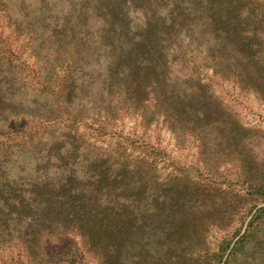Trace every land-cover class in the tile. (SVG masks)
Here are the masks:
<instances>
[{
    "label": "rangeland",
    "instance_id": "1",
    "mask_svg": "<svg viewBox=\"0 0 264 264\" xmlns=\"http://www.w3.org/2000/svg\"><path fill=\"white\" fill-rule=\"evenodd\" d=\"M43 1L49 9L53 3H82ZM223 2L161 1L168 17L178 3L180 12L175 11L173 18L182 20L184 30L189 31L172 40L170 48L176 51L175 57L167 58L164 66L166 91L178 99L164 106L170 104L176 116L167 118L161 111L146 122L133 106L120 111L116 97L109 111L97 109L89 116L92 109L83 97L87 103H83L85 117L79 132L84 134L85 147L77 156L82 152L91 157L102 153L106 159L118 156L125 145L131 154L147 153L149 161L143 170L146 192L138 194L135 207L129 208L133 214L122 218L130 227L117 232L115 259L107 253L98 261L101 264H264V211H258L264 207V0ZM36 3L0 0V6L10 8L14 18L35 9ZM222 16L230 18L237 28L232 37L225 34L228 24L220 23ZM81 54L91 64L103 60L98 52L89 58L90 52L84 47ZM3 55L0 51V86L5 88L11 80ZM25 56L27 64L34 63L32 55ZM102 70L99 65L92 80H87L95 91L103 86ZM36 77L28 91L25 87L18 90L20 84L16 85L14 104L10 106L14 112L20 109L19 102L24 106L32 103L33 92L40 89ZM183 82L188 85L186 92ZM38 94L39 111L49 109L47 95ZM79 107L72 104L69 118L77 116ZM2 113L6 116L4 110ZM51 129H41L46 139L39 142L40 147L15 146L11 157H5L2 143L10 128L0 124V204L4 200L1 197L8 194L1 187L6 177L12 183L14 178L34 180L40 174L54 172L56 155L49 165L43 156L49 149L63 154L68 146L60 143L68 132L57 130L50 137ZM134 164L140 165L137 161ZM128 176L138 179L137 173L129 172Z\"/></svg>",
    "mask_w": 264,
    "mask_h": 264
},
{
    "label": "trees",
    "instance_id": "2",
    "mask_svg": "<svg viewBox=\"0 0 264 264\" xmlns=\"http://www.w3.org/2000/svg\"><path fill=\"white\" fill-rule=\"evenodd\" d=\"M161 1L166 0H82L80 6L53 3L49 9L45 1L34 0L37 7L19 18L7 6H0V51L11 80L5 88L0 86V124L10 128L1 153L11 157L15 146L40 147L39 142L46 139L42 128H52L50 137L57 130L68 132L60 143L68 146L63 154L49 149L43 156L49 165L56 155L57 161L51 162L54 172L27 181L4 179L1 187L8 194L0 204V264H101L98 261L107 253L115 259L117 232L130 227L122 218L133 214L129 208L135 207L138 194L146 192L143 170L149 161L147 153L131 154L125 145L118 156L106 159L93 151L92 157L87 152L77 156L85 147L84 134L79 132L85 117L83 103H87L83 97L92 109L89 116L97 109L109 111L115 97L120 111L133 106L146 122L161 111L167 118L176 116L170 104L164 106L171 99L178 100L166 91L164 66L167 58L175 57L172 40L189 31L184 30L182 20L173 18L180 12L178 3L168 17ZM221 19L220 23L228 24L225 34L232 37L237 28L230 18ZM83 47L90 52L89 58L98 52L103 59L100 64L84 61ZM26 54L34 57L33 64H27ZM99 65L105 69L103 86L95 91L88 81ZM35 76L40 89L33 92L32 103L24 106L21 101L14 112L10 106L16 85L28 91ZM183 84L186 92L188 85ZM38 92L51 101L49 109L39 111ZM73 103L81 108L69 118ZM129 172L137 173L138 179L129 178ZM131 190L136 191L130 194Z\"/></svg>",
    "mask_w": 264,
    "mask_h": 264
}]
</instances>
